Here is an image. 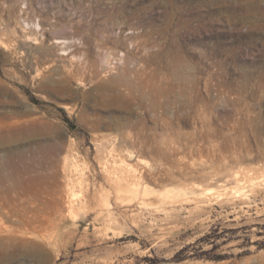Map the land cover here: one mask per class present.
<instances>
[{
	"label": "rangeland",
	"instance_id": "1",
	"mask_svg": "<svg viewBox=\"0 0 264 264\" xmlns=\"http://www.w3.org/2000/svg\"><path fill=\"white\" fill-rule=\"evenodd\" d=\"M0 264H264V0H0Z\"/></svg>",
	"mask_w": 264,
	"mask_h": 264
}]
</instances>
